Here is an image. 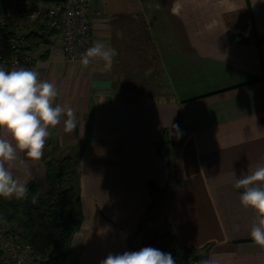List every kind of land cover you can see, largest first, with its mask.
<instances>
[{
    "label": "crops",
    "instance_id": "0c3cea01",
    "mask_svg": "<svg viewBox=\"0 0 264 264\" xmlns=\"http://www.w3.org/2000/svg\"><path fill=\"white\" fill-rule=\"evenodd\" d=\"M248 3L249 10L246 0H90L92 44L115 48L123 20L145 22L156 64L131 76L115 62L105 71L99 60L85 68L57 49L45 58L36 51L32 70L56 85L54 105L74 109L76 129H50L42 158L20 153L13 172L24 180L30 171L28 184L43 192L45 160L72 156L82 224L62 264L138 251L164 219L181 246L205 249L213 264H264V249L249 236L255 212L241 206L243 190L234 187L264 164V40L256 43L264 37V0ZM150 85L156 90L138 91ZM153 91L161 98H132ZM164 129L179 139L167 205L155 230L142 231L153 209L149 185L161 190L169 178L155 150Z\"/></svg>",
    "mask_w": 264,
    "mask_h": 264
},
{
    "label": "clouds",
    "instance_id": "9594fccd",
    "mask_svg": "<svg viewBox=\"0 0 264 264\" xmlns=\"http://www.w3.org/2000/svg\"><path fill=\"white\" fill-rule=\"evenodd\" d=\"M116 55V49L96 41L80 54L79 63L86 68L94 60H99L103 62L105 71H111ZM57 96L56 85L41 80L38 72L20 66L6 70L4 65H0V197L23 200L29 195L27 184L29 179H33L31 172H26L27 178L24 180L13 172L15 162L23 163L20 153L30 160L39 161L51 134L50 129H55L61 123L66 133H73L76 129L77 115L74 109L54 105ZM172 128L178 131V125ZM234 187L243 190L240 195L241 206L255 212L250 239L264 249V164H258L251 172L236 179ZM37 202L38 198L33 195L31 203ZM100 264L176 262L171 253L149 246L122 254L109 253ZM199 264H213V261L202 259Z\"/></svg>",
    "mask_w": 264,
    "mask_h": 264
},
{
    "label": "trees",
    "instance_id": "16d2710c",
    "mask_svg": "<svg viewBox=\"0 0 264 264\" xmlns=\"http://www.w3.org/2000/svg\"><path fill=\"white\" fill-rule=\"evenodd\" d=\"M32 1L49 3L63 0ZM10 2L11 0H0V11L8 13ZM246 5L249 10L248 0H246ZM143 25L148 37L145 22ZM19 31L21 37H17L16 33L8 32L6 27L0 29V41L5 44L12 37L19 48L30 51H37L41 46L48 44L42 34L35 35L26 28ZM236 39L242 43L248 41L242 37H236ZM261 40H264V37L256 39V43L259 44ZM46 54L44 52L41 58H45ZM262 68L261 80L264 85L263 64ZM262 121L264 123V117ZM177 125L179 128V118ZM175 146V141L168 139L167 130L164 129L162 139L156 144L155 150L157 155L166 160L169 178L161 190L149 185L150 209L158 204L156 197L159 196L162 200L171 186L170 175L176 158ZM74 166V160L69 155L48 158L45 160V191L40 192L37 185L31 182L27 184L29 195L26 199L8 200L0 197V217H3L0 219V227H8L18 232L21 238L30 244L34 256L44 259L43 264H62L70 252L71 240L82 224V210ZM33 195L38 198L36 204L31 203ZM149 246L171 253L176 264H199L206 257L205 249L200 251L181 246L167 219H164L160 228L148 237L143 248ZM130 249L133 248L130 246ZM6 263L10 264L0 252V264Z\"/></svg>",
    "mask_w": 264,
    "mask_h": 264
},
{
    "label": "built area",
    "instance_id": "2783aa9c",
    "mask_svg": "<svg viewBox=\"0 0 264 264\" xmlns=\"http://www.w3.org/2000/svg\"><path fill=\"white\" fill-rule=\"evenodd\" d=\"M90 0H63L35 3L32 0H11L8 13L0 11V29L20 36L22 29L35 35L42 34L47 45L44 52L59 50L67 61H79L80 54L92 44V19ZM21 20L25 28L13 24L12 18ZM21 37V36H20ZM43 52V53H44ZM37 61L36 51L19 48L14 38L5 44L0 41V65L6 70L13 67L33 69ZM0 252L10 264H43L44 259L33 254L32 247L18 232L0 227Z\"/></svg>",
    "mask_w": 264,
    "mask_h": 264
},
{
    "label": "rangeland",
    "instance_id": "374dc122",
    "mask_svg": "<svg viewBox=\"0 0 264 264\" xmlns=\"http://www.w3.org/2000/svg\"><path fill=\"white\" fill-rule=\"evenodd\" d=\"M14 18L15 16L12 18V20H14L13 24H18L17 26L19 28H25V22L22 23L21 20ZM144 28L145 27L140 17H137L132 20H123L118 33L114 36L112 40L115 47L114 49H116L118 53V55H116L114 58V65L116 66V69L122 70L126 74L128 73L130 76L136 71L138 73H141L140 69H146L147 65L151 67L152 63L154 62L153 59H155L156 57V52L154 48H152L149 38L145 34ZM153 86L154 85H150L148 89H146L144 86H138V91L141 92L143 90L150 89L156 90ZM154 92L155 91H153V93L151 94L153 96L150 97L132 98H161L160 96L162 94ZM174 141L175 144H177L179 139H176ZM158 200H160L159 196L156 197V201L158 202V204L153 207L152 211L148 214V219L142 220V228L140 230L143 231L145 230V228H148L150 231H152L155 230L159 221L161 223V220H159V218H161V216L163 215L164 209L167 205L166 200H168V198L164 197L162 200ZM145 225L147 227H144Z\"/></svg>",
    "mask_w": 264,
    "mask_h": 264
},
{
    "label": "water",
    "instance_id": "95a60500",
    "mask_svg": "<svg viewBox=\"0 0 264 264\" xmlns=\"http://www.w3.org/2000/svg\"><path fill=\"white\" fill-rule=\"evenodd\" d=\"M7 264V263H6Z\"/></svg>",
    "mask_w": 264,
    "mask_h": 264
}]
</instances>
